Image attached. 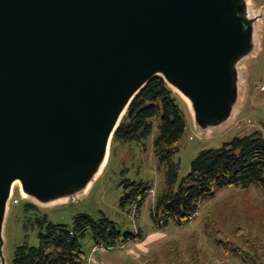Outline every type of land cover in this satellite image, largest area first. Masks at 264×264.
<instances>
[{
    "label": "water",
    "instance_id": "obj_1",
    "mask_svg": "<svg viewBox=\"0 0 264 264\" xmlns=\"http://www.w3.org/2000/svg\"><path fill=\"white\" fill-rule=\"evenodd\" d=\"M260 18L249 0H0V264L15 184L43 206L85 193L156 77L201 134L231 120Z\"/></svg>",
    "mask_w": 264,
    "mask_h": 264
},
{
    "label": "rangeland",
    "instance_id": "obj_2",
    "mask_svg": "<svg viewBox=\"0 0 264 264\" xmlns=\"http://www.w3.org/2000/svg\"><path fill=\"white\" fill-rule=\"evenodd\" d=\"M251 13L261 14L257 25V47L243 63V94L234 115L224 125L200 133L193 123L188 103L181 99L188 124L177 144L174 161L179 163V181L185 178L194 158L203 150L220 148L234 137L255 132L264 136V0H249ZM154 124L151 136L142 143L111 140L109 156L101 175L91 187L72 201L43 206L25 198L19 185L13 187L4 226L3 257L12 264L15 249L21 245L38 246V229L25 230V223L36 215H46L54 224L71 227L78 215L94 220L107 218L124 233L140 231L143 241L128 242L107 252H96L93 264H264V189H226L202 203L198 214L184 226L170 224L162 231L165 236L147 240L157 230L151 218L156 198L165 188L164 168L154 153L158 136ZM144 181L152 186L139 212L122 210L120 184L125 181ZM38 208L25 212L24 205ZM153 241V242H151ZM96 244L90 234L81 241V249L88 257Z\"/></svg>",
    "mask_w": 264,
    "mask_h": 264
},
{
    "label": "trees",
    "instance_id": "obj_3",
    "mask_svg": "<svg viewBox=\"0 0 264 264\" xmlns=\"http://www.w3.org/2000/svg\"><path fill=\"white\" fill-rule=\"evenodd\" d=\"M187 122L180 97L161 77H156L132 100L113 136L116 142L142 143L157 125L154 153L165 176V188L151 212L157 231L171 223H190L204 201L214 199L226 189H264V136L260 132L234 137L220 148L201 151L192 161L189 174L179 181L180 167L174 157ZM120 187L119 206L124 211L139 212L152 191L151 184L144 181L125 180ZM24 209L27 213L38 211L31 203H26ZM24 228H37L39 243L36 247L18 246L12 264H86L81 241L89 234L96 245L108 247L143 241L140 231L122 234L115 222L107 218L94 220L85 214L78 215L71 227L54 224L46 215H36Z\"/></svg>",
    "mask_w": 264,
    "mask_h": 264
},
{
    "label": "built area",
    "instance_id": "obj_4",
    "mask_svg": "<svg viewBox=\"0 0 264 264\" xmlns=\"http://www.w3.org/2000/svg\"><path fill=\"white\" fill-rule=\"evenodd\" d=\"M114 247H108L105 245H96L95 247L92 248L90 255L86 259V264H93V255L96 252H107L109 250H113Z\"/></svg>",
    "mask_w": 264,
    "mask_h": 264
},
{
    "label": "crops",
    "instance_id": "obj_5",
    "mask_svg": "<svg viewBox=\"0 0 264 264\" xmlns=\"http://www.w3.org/2000/svg\"><path fill=\"white\" fill-rule=\"evenodd\" d=\"M158 236H165V234L163 233V232H156L155 234H151V235H149L148 236V238H147V240H150V238L152 239H155V238H158ZM152 239V240H153ZM151 242H153V241H151ZM134 244H136V243H134ZM138 244V243H137Z\"/></svg>",
    "mask_w": 264,
    "mask_h": 264
},
{
    "label": "bare ground",
    "instance_id": "obj_6",
    "mask_svg": "<svg viewBox=\"0 0 264 264\" xmlns=\"http://www.w3.org/2000/svg\"><path fill=\"white\" fill-rule=\"evenodd\" d=\"M109 156V155H108ZM107 160H108V158H107ZM107 160H106V162L104 163V165L102 166V168H101V171L99 172V174H98V176H97V178L101 175V173L103 172V169L105 168V166H106V163H107ZM96 178V179H97ZM15 185H19L18 183H16ZM23 195V194H22ZM23 197H25L24 195H23Z\"/></svg>",
    "mask_w": 264,
    "mask_h": 264
}]
</instances>
